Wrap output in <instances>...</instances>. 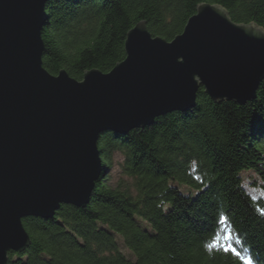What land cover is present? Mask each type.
Here are the masks:
<instances>
[{"label": "trees", "instance_id": "trees-1", "mask_svg": "<svg viewBox=\"0 0 264 264\" xmlns=\"http://www.w3.org/2000/svg\"><path fill=\"white\" fill-rule=\"evenodd\" d=\"M202 2L264 27V0H49L44 66L76 79L93 68L109 72L125 59L127 33L139 21L171 40ZM198 94L194 109L127 134L102 133L108 170L90 203L63 204L49 219L24 218L32 243L10 251L7 264H244L231 252L209 250L225 226L242 241L234 244L242 256L264 264V80L245 105L213 101L203 86ZM117 154L127 180L114 185ZM244 171L260 175L263 194L249 191Z\"/></svg>", "mask_w": 264, "mask_h": 264}, {"label": "water", "instance_id": "water-1", "mask_svg": "<svg viewBox=\"0 0 264 264\" xmlns=\"http://www.w3.org/2000/svg\"><path fill=\"white\" fill-rule=\"evenodd\" d=\"M48 1L0 0V264L31 245L24 218L87 207L104 167L102 133L189 111L201 86L213 101L244 105L264 80V27L210 2L171 40L139 21L109 72L53 74L43 62Z\"/></svg>", "mask_w": 264, "mask_h": 264}, {"label": "rangeland", "instance_id": "rangeland-1", "mask_svg": "<svg viewBox=\"0 0 264 264\" xmlns=\"http://www.w3.org/2000/svg\"><path fill=\"white\" fill-rule=\"evenodd\" d=\"M212 3V2H210ZM217 4V3H216ZM197 12V11H196ZM195 12V13H196ZM194 13V14H195ZM193 14V15H194ZM192 16V15H191ZM231 16V15H230ZM190 18V17H189ZM204 91H205V87H204ZM206 92V91H205ZM258 92V91H257ZM199 93V91H198ZM199 95V94H198ZM198 98V97H197ZM211 98V97H210ZM257 98V97H256ZM255 98V99H256ZM212 99V98H211ZM213 100V99H212ZM254 100V99H253ZM198 102V100H197ZM198 104V103H197ZM240 105V104H239ZM194 109V108H193ZM115 165L114 167L111 169L112 170V181L113 184H117L120 181H125L127 180L126 176H122L121 173V167H120V161L123 160V156L121 154H117L116 158H115ZM244 177H245V184L247 186V188L249 189V191L251 193H253L254 195H259V194H263V190L261 187L262 184V179L260 177L259 174H257V172L255 171H244L243 172ZM130 180V179H129ZM79 208H83V207H79ZM117 234V238L121 244L122 250L128 255L132 257L131 251L129 249L124 248V244H123V239H122V235L120 233H116Z\"/></svg>", "mask_w": 264, "mask_h": 264}, {"label": "snow or ice", "instance_id": "snow-or-ice-1", "mask_svg": "<svg viewBox=\"0 0 264 264\" xmlns=\"http://www.w3.org/2000/svg\"><path fill=\"white\" fill-rule=\"evenodd\" d=\"M261 214L264 215V210H261ZM220 224L226 225L227 218L222 217L219 221ZM224 235H220L219 233L215 234V240L213 243L208 244L209 250L217 249L223 250L225 252L233 253L238 259L243 260L244 264H253V260L250 257L242 256L241 251L237 250L234 244L239 245L242 241L238 238V236H234L233 232L229 230V227L225 226L221 229Z\"/></svg>", "mask_w": 264, "mask_h": 264}, {"label": "bare ground", "instance_id": "bare-ground-1", "mask_svg": "<svg viewBox=\"0 0 264 264\" xmlns=\"http://www.w3.org/2000/svg\"><path fill=\"white\" fill-rule=\"evenodd\" d=\"M224 8H225V7H224ZM244 105H245V104H244ZM160 117H161V116H160ZM156 120H157V118H156ZM156 120H155V121H156ZM154 123H155V122H154ZM154 123H153V124H154ZM153 124H151V125H153ZM151 125H148V126H151ZM140 128H145V127H140ZM134 129H136V128H134ZM132 130H133V129H132ZM107 131H108V132H114V133H116V134H120V133H118V132H116V131H112L111 129H108ZM107 131H105V132H107ZM99 140H100V139H99ZM102 161H103V158H102ZM103 164H104V163H103ZM107 170H108V169H106L105 167H103V171H102L101 176H102V175H105V173H107ZM105 171H106V172H105ZM92 194H93V193H92ZM29 217H31V216H29ZM31 239H32V238H31ZM26 250H27V249H26ZM26 250H25V251H26Z\"/></svg>", "mask_w": 264, "mask_h": 264}]
</instances>
